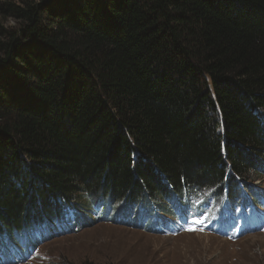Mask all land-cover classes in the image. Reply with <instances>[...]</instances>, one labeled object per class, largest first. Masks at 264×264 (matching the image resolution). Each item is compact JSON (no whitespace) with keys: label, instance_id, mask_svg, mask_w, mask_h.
Here are the masks:
<instances>
[{"label":"trees","instance_id":"trees-1","mask_svg":"<svg viewBox=\"0 0 264 264\" xmlns=\"http://www.w3.org/2000/svg\"><path fill=\"white\" fill-rule=\"evenodd\" d=\"M263 175L264 0H0V235L209 193L239 223Z\"/></svg>","mask_w":264,"mask_h":264},{"label":"rangeland","instance_id":"rangeland-1","mask_svg":"<svg viewBox=\"0 0 264 264\" xmlns=\"http://www.w3.org/2000/svg\"><path fill=\"white\" fill-rule=\"evenodd\" d=\"M251 188L263 194L264 175ZM242 193L247 192L241 189ZM247 194L249 200L238 203L251 215L258 203L251 198L252 192ZM224 200L209 193L185 204L167 202L181 226L176 223L163 234L139 228L137 224L142 221L138 214L133 221L130 218L134 225H129L122 221L128 218L123 213L113 215L122 221L116 224L95 219L88 227L77 228L62 218L59 223L40 226L23 235H0V264H264V226L235 239L237 230L217 221L226 212H220V202ZM80 202L84 209L78 205L76 214L72 211L76 221L80 212L94 207L85 200ZM184 218L192 224L186 227ZM64 226H69L66 232L62 230Z\"/></svg>","mask_w":264,"mask_h":264},{"label":"snow or ice","instance_id":"snow-or-ice-1","mask_svg":"<svg viewBox=\"0 0 264 264\" xmlns=\"http://www.w3.org/2000/svg\"><path fill=\"white\" fill-rule=\"evenodd\" d=\"M189 230H193V229H189Z\"/></svg>","mask_w":264,"mask_h":264}]
</instances>
